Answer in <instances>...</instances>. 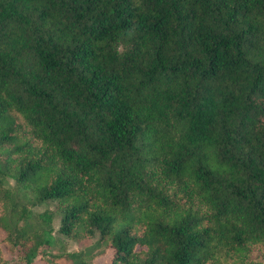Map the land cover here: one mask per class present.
Wrapping results in <instances>:
<instances>
[{
    "label": "trees",
    "instance_id": "trees-1",
    "mask_svg": "<svg viewBox=\"0 0 264 264\" xmlns=\"http://www.w3.org/2000/svg\"><path fill=\"white\" fill-rule=\"evenodd\" d=\"M0 229V264H264V0H0Z\"/></svg>",
    "mask_w": 264,
    "mask_h": 264
},
{
    "label": "rangeland",
    "instance_id": "rangeland-1",
    "mask_svg": "<svg viewBox=\"0 0 264 264\" xmlns=\"http://www.w3.org/2000/svg\"><path fill=\"white\" fill-rule=\"evenodd\" d=\"M52 209L55 210V206H52ZM54 225L55 227H58L59 225V220L58 217H55L54 219ZM3 236V231L0 229V238ZM62 245L64 248L73 250V249H80L83 247L82 243L75 242L71 239L68 238H63L62 239ZM56 249H59L58 246H56ZM8 258H10L9 264H23L22 260H20L18 257H11L7 255ZM35 264H45L41 259H37L35 261ZM62 264H68L66 261H63Z\"/></svg>",
    "mask_w": 264,
    "mask_h": 264
}]
</instances>
